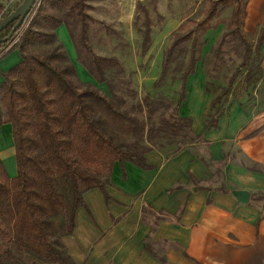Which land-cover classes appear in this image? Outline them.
Returning a JSON list of instances; mask_svg holds the SVG:
<instances>
[{
  "label": "trees",
  "instance_id": "16d2710c",
  "mask_svg": "<svg viewBox=\"0 0 264 264\" xmlns=\"http://www.w3.org/2000/svg\"><path fill=\"white\" fill-rule=\"evenodd\" d=\"M45 2L51 5L67 4L69 10L61 15H44ZM246 4L247 0H211L206 15L197 23L198 35L193 36L188 32L172 40L164 51L160 73L153 85L163 83L172 61L187 54L180 45L190 41L189 60L181 74V92L174 104L161 94L157 97L145 94L137 103L138 109L144 111L145 115L136 117L120 109L119 105L124 101L115 103L113 96L100 91L97 86L79 84L72 64L63 63L66 57L62 50L38 54L26 48L27 44L40 38L54 40V33L37 28L43 26V22L57 26L64 21V16H70L73 11L79 17L83 42L86 37V19L91 18L85 10L88 7L86 0L41 2L31 22L23 30L20 43L10 48H17L20 60L8 70L0 71L3 76L0 96L7 115L2 120L0 114V124H11L17 167L16 174L10 177L0 159V264H76L64 248L61 238L72 232L75 210L85 206V190L98 187L105 199L110 198L105 185L114 161H130L142 168H149L144 155L160 144L164 136L182 134V142H186V139L207 142L202 134L193 132L190 117L178 115V109L185 99V81L194 72L199 60L196 54L200 50V37L218 25L213 20L221 9L227 7L231 8L230 27L221 35L214 55L220 53L227 36H232L244 46L243 56L250 61L247 75L259 70L264 26L254 46H251L243 32ZM145 8L139 0L137 9L145 14L144 47L150 41L148 28L152 24ZM10 12H3L0 21ZM11 27L12 23L0 31V39L8 34ZM10 40L1 42L0 47H5ZM55 61L62 64L58 66ZM239 73V69L234 71L227 89ZM112 124L123 125L130 135L129 141H117ZM216 127V120L209 122L207 117L204 118V131ZM201 159L208 167L211 165L210 159ZM223 161L216 164L221 166ZM219 189L227 191L224 186ZM169 214L144 205L141 221L150 222L152 230L159 220ZM144 249L161 262L171 264L164 255L153 251L148 242Z\"/></svg>",
  "mask_w": 264,
  "mask_h": 264
},
{
  "label": "crops",
  "instance_id": "0c3cea01",
  "mask_svg": "<svg viewBox=\"0 0 264 264\" xmlns=\"http://www.w3.org/2000/svg\"><path fill=\"white\" fill-rule=\"evenodd\" d=\"M248 17L249 11L245 30L260 27V32L264 21L250 24ZM53 29L64 44L74 43L66 22ZM19 60L17 48L7 49L0 54V71ZM195 73L203 84L199 66L186 78L178 110L179 116L192 119L193 132L207 140L206 156L192 148L172 154L154 148L144 155L149 168L114 161L105 185L110 198L98 187L85 190V206L75 210L73 230L61 238L76 264H165L144 249L146 242L171 264H264V109L248 110L235 101L216 114L215 129L204 131L209 95L201 87L196 103L187 104ZM2 81L0 74V85ZM14 152L11 125L1 123L0 159L10 177L16 174L10 163ZM232 189L247 190V203H239ZM144 205L170 214L151 230L150 222L141 221Z\"/></svg>",
  "mask_w": 264,
  "mask_h": 264
},
{
  "label": "rangeland",
  "instance_id": "374dc122",
  "mask_svg": "<svg viewBox=\"0 0 264 264\" xmlns=\"http://www.w3.org/2000/svg\"><path fill=\"white\" fill-rule=\"evenodd\" d=\"M8 1L0 0V16L5 12L4 7ZM138 1L86 0L88 7L85 10L91 18L86 19L85 44L81 39L79 17L73 11L70 16H64L63 22L67 23L75 44L73 42L68 45L64 44L54 33L53 27L55 26L52 27L43 22V26L37 29L54 33V40L48 41L40 38L27 44L26 48L38 54L55 49L62 50L66 57L63 63L72 64L79 84L81 82L97 86L100 91L113 96L115 103L124 101L119 105L120 109H125L132 116L145 115L144 111L138 109L137 103L147 93L152 97L161 94L174 104L181 92V74L189 60L190 41L180 45L187 54L174 59L163 83L154 86V81L160 73L164 51L178 35L188 32L193 36L198 35L197 23L206 15L211 0H141L152 21L148 28L150 41L145 47L143 45L146 30L145 14L144 11L137 9ZM17 2L20 3L21 0ZM17 2L11 3L6 12L12 11L19 4ZM67 10H69L67 4L60 3L49 7L45 2L42 13L61 15ZM246 11H249L250 24L263 22L264 0H247ZM230 14V7L221 9L213 20V23L217 22L218 25L207 30L200 37V50L196 54L199 55V60L195 64V69L199 66L203 69V84H201V78L197 77V73L192 76L194 79L189 83L190 98L187 103L189 108L196 103L198 96L196 94H199L201 87L209 95L210 101L204 115L209 122L214 121L216 114L223 112L235 101L248 110L264 109V44L260 47L261 58L258 63L260 69L251 71L249 75L247 71L251 66L250 61L243 56L244 46L236 38L227 36L220 53L214 55L221 35L230 27ZM61 18L63 19L62 16ZM44 26L48 28L44 29ZM251 28L245 30L243 26V32L250 45L254 46L260 27ZM21 35L20 32L16 33L15 39H12L13 44H10V41L7 45H10V48L18 45ZM3 49L4 47H0V52L4 51ZM54 63L58 66L62 64L59 61ZM236 69H239L240 73L227 89L228 81ZM185 88L186 95V83ZM5 110L0 96L2 120L7 118ZM178 115H180L179 110ZM156 120L157 117H155ZM111 127L117 141H120L119 139L129 141L130 135L123 125L112 124ZM161 139L162 142L155 145V148L164 149L167 154L184 148H192L196 149L201 156H206L207 146L202 140L189 141L186 139V142H182V134L175 137L164 136ZM11 162L17 168L14 155L10 158Z\"/></svg>",
  "mask_w": 264,
  "mask_h": 264
},
{
  "label": "water",
  "instance_id": "95a60500",
  "mask_svg": "<svg viewBox=\"0 0 264 264\" xmlns=\"http://www.w3.org/2000/svg\"><path fill=\"white\" fill-rule=\"evenodd\" d=\"M35 1L36 0H21V2L0 21V31L12 23L10 31L3 39H0V43L13 37L16 30L22 25L24 18L33 7ZM231 194L241 204L247 203L249 198V192L245 189H232Z\"/></svg>",
  "mask_w": 264,
  "mask_h": 264
},
{
  "label": "built area",
  "instance_id": "2783aa9c",
  "mask_svg": "<svg viewBox=\"0 0 264 264\" xmlns=\"http://www.w3.org/2000/svg\"><path fill=\"white\" fill-rule=\"evenodd\" d=\"M17 1H20V0H9L8 2H7V4H5V7H4V10L6 11V9L10 6V4L11 3H15V2H17ZM43 0H36L35 1V3H34V5H33V7L31 8V10L29 11V13L26 15V17L24 18V21H23V23H22V25L20 26L21 28H20V30L18 31V32H20V33H22L23 32V30L29 25V23L31 22V20H32V17H33V15H34V12H35V10H36V8L41 4V2H42ZM17 3H19V2H17ZM17 32V33H18ZM16 34V33H15ZM14 34V35H15ZM13 35V37L11 38V42H10V44H13V41H12V39L14 38L15 39V36ZM13 39V40H14ZM10 48V45H7V46H5L4 47V51H6L7 49H9ZM4 51H1L0 52V54H3V52Z\"/></svg>",
  "mask_w": 264,
  "mask_h": 264
}]
</instances>
